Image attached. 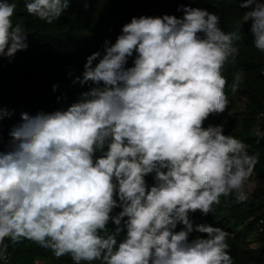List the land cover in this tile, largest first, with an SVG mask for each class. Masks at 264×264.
I'll return each instance as SVG.
<instances>
[{"label":"clouds","instance_id":"9594fccd","mask_svg":"<svg viewBox=\"0 0 264 264\" xmlns=\"http://www.w3.org/2000/svg\"><path fill=\"white\" fill-rule=\"evenodd\" d=\"M239 7L246 11L230 32L217 14L188 5L179 18L133 17L86 58L72 82L88 90L73 103L21 110L0 151V244L26 239L73 264H234L229 234L194 225L191 214L211 213L221 197L247 201L258 162L222 125L204 126L227 109L222 70L238 54L243 24L264 53V0ZM24 8L52 23L69 0H24ZM16 11L15 0H0V57L28 47ZM241 80L234 75L233 93ZM10 115L0 108V119Z\"/></svg>","mask_w":264,"mask_h":264},{"label":"trees","instance_id":"16d2710c","mask_svg":"<svg viewBox=\"0 0 264 264\" xmlns=\"http://www.w3.org/2000/svg\"><path fill=\"white\" fill-rule=\"evenodd\" d=\"M15 2L17 11L13 21L24 24L28 47L18 50L10 59L0 57V108L11 112L10 116L0 119V151L6 149L9 129L20 119L21 110L35 113L66 108L81 92L88 90L87 85L74 84L73 78L83 72L89 55L103 52L106 42H115L122 26L131 18L164 14L179 18L183 13L177 10L178 7L188 5L217 14L219 26L230 32L237 30L246 11L239 7L242 0H69L67 11L56 21L46 23L27 13L24 0ZM239 32L238 54L230 57L222 70L228 82L225 91L228 96L234 75L240 74L244 97L243 126L233 136L245 143L250 155L258 156L253 171L264 177V56L253 46L249 24H243ZM128 66H132V58H129ZM53 85H57L55 91ZM228 101L225 112L210 115L205 127L218 124L234 109L235 101L229 96ZM256 124L258 131L253 127ZM146 181L149 185L153 183L151 176L146 177ZM212 208L207 215H201L199 211L191 214L193 224L207 223L224 229L229 234L227 242L234 264H264V231L255 229L256 219L264 218V201L257 194L242 203H237L234 196L221 197L220 203ZM181 227L178 225L177 231ZM253 233L260 239L258 247L243 251L244 238ZM201 235L193 232L190 239ZM38 259L44 264H73L70 256L57 259L50 250L26 239L14 244L5 237L4 243L0 244V264H36Z\"/></svg>","mask_w":264,"mask_h":264},{"label":"rangeland","instance_id":"374dc122","mask_svg":"<svg viewBox=\"0 0 264 264\" xmlns=\"http://www.w3.org/2000/svg\"><path fill=\"white\" fill-rule=\"evenodd\" d=\"M264 56V53H261ZM235 101L234 109L229 111L226 116H224L221 121L216 125L223 126V132L225 135H234L237 134L242 126V114L244 108V97L242 92V80L239 85V89L237 92L233 93L232 91L228 94ZM255 130L258 131L259 125L256 124L253 126ZM246 192L248 193V197H253L255 194L259 196V198L264 201V177L256 174L254 171L252 173V178L249 184L246 186ZM260 239L256 233H253L244 238V242L241 245L243 251L256 249L259 245ZM36 264H44L43 260L38 259L35 262Z\"/></svg>","mask_w":264,"mask_h":264},{"label":"built area","instance_id":"2783aa9c","mask_svg":"<svg viewBox=\"0 0 264 264\" xmlns=\"http://www.w3.org/2000/svg\"><path fill=\"white\" fill-rule=\"evenodd\" d=\"M255 229H256L257 232H263L264 231V218L259 217V218L256 219V221H255Z\"/></svg>","mask_w":264,"mask_h":264}]
</instances>
